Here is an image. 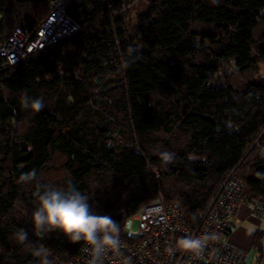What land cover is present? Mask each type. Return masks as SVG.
I'll return each instance as SVG.
<instances>
[{
	"label": "trees",
	"instance_id": "trees-1",
	"mask_svg": "<svg viewBox=\"0 0 264 264\" xmlns=\"http://www.w3.org/2000/svg\"><path fill=\"white\" fill-rule=\"evenodd\" d=\"M53 1L0 0V44L22 4L36 28ZM132 1L71 0L78 33L21 63L0 57V264H41L14 238L20 228L52 262L80 252L63 233L41 239L31 221L39 185L67 179L122 230L160 195L199 224L233 171L242 202L264 209V0H144L133 25L121 11ZM24 94L45 108L24 109ZM32 169L38 183H20Z\"/></svg>",
	"mask_w": 264,
	"mask_h": 264
},
{
	"label": "built area",
	"instance_id": "built-area-1",
	"mask_svg": "<svg viewBox=\"0 0 264 264\" xmlns=\"http://www.w3.org/2000/svg\"><path fill=\"white\" fill-rule=\"evenodd\" d=\"M71 0H55L44 23L30 28L23 19L8 40L0 44V57L14 65L55 46L81 30L80 24L68 13ZM140 0L123 4L121 11L135 6ZM245 182L231 172L220 188L214 202L199 224L192 225L183 208L167 201L162 195L143 204L127 219L121 232L119 251L110 252L105 264H252L251 254L228 243L225 236L234 227V215L242 202ZM256 212L264 209L254 206ZM135 221L138 231H133ZM209 236L199 256L177 248L181 237ZM80 252L68 261L54 260L53 264H88L89 257Z\"/></svg>",
	"mask_w": 264,
	"mask_h": 264
},
{
	"label": "clouds",
	"instance_id": "clouds-1",
	"mask_svg": "<svg viewBox=\"0 0 264 264\" xmlns=\"http://www.w3.org/2000/svg\"><path fill=\"white\" fill-rule=\"evenodd\" d=\"M124 55L128 61L139 58V50L129 46ZM24 109L41 112L45 108L43 97H30L24 94L20 97ZM165 165L172 163L175 154L164 151L159 153ZM20 183L37 182V171L32 169L19 177ZM38 207L31 215L34 234L41 239L51 232L63 233L73 242L84 244V253L89 257L88 264H105L110 252L119 251L121 246V225L109 215L96 214L89 204V196L81 192L71 179L64 182L63 187L39 185L36 191ZM29 234L24 228L15 233L14 238L31 248L33 255L42 258L41 264H53L46 248L31 244ZM209 236L198 238L181 237L176 241V247L191 252L197 256L203 251Z\"/></svg>",
	"mask_w": 264,
	"mask_h": 264
},
{
	"label": "crops",
	"instance_id": "crops-1",
	"mask_svg": "<svg viewBox=\"0 0 264 264\" xmlns=\"http://www.w3.org/2000/svg\"><path fill=\"white\" fill-rule=\"evenodd\" d=\"M252 207L254 206L245 202L238 205L234 215L235 225L225 236V239L231 245L250 252L251 259L254 260L257 256L254 240L256 234L263 231L261 228L264 226V218L256 217ZM260 253V260H263V247H261Z\"/></svg>",
	"mask_w": 264,
	"mask_h": 264
},
{
	"label": "rangeland",
	"instance_id": "rangeland-1",
	"mask_svg": "<svg viewBox=\"0 0 264 264\" xmlns=\"http://www.w3.org/2000/svg\"><path fill=\"white\" fill-rule=\"evenodd\" d=\"M20 10H21V14H22L23 19H24V15L25 14L31 13L33 11L30 4H22L20 6ZM144 11H145V1L144 0H140L135 6H133L130 9V15H129L130 23L133 25V23H134L135 19L137 18V16L140 15L141 13H143ZM262 74L264 75L263 72H262ZM252 208H253L252 210L255 211L254 207H252ZM253 214L256 217H259L260 219L264 218V213L260 214V213L255 211V213H253ZM138 228H139V222L135 221L134 226H133V231L134 232L138 231ZM261 230H263L262 231L263 235H261V238L259 239V243L254 245V249H255V251L257 253V256L254 258V260H252V264H258V262L260 260V256H261V253H260L261 247H263V255H264V226H263V228H261ZM260 264H264V258H263V260H261Z\"/></svg>",
	"mask_w": 264,
	"mask_h": 264
}]
</instances>
